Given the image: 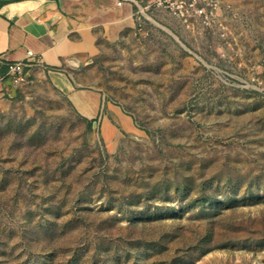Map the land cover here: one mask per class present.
Here are the masks:
<instances>
[{
	"label": "rangeland",
	"instance_id": "obj_1",
	"mask_svg": "<svg viewBox=\"0 0 264 264\" xmlns=\"http://www.w3.org/2000/svg\"><path fill=\"white\" fill-rule=\"evenodd\" d=\"M215 2L84 68L124 122L48 83L0 106V264H264V0Z\"/></svg>",
	"mask_w": 264,
	"mask_h": 264
},
{
	"label": "crops",
	"instance_id": "obj_2",
	"mask_svg": "<svg viewBox=\"0 0 264 264\" xmlns=\"http://www.w3.org/2000/svg\"><path fill=\"white\" fill-rule=\"evenodd\" d=\"M2 1L6 3L0 7V106L22 98L27 84L48 83L83 118L95 121L105 111L104 126H109L111 116L125 121L105 103L98 88L84 83V68L105 46L138 31L140 3L145 0ZM30 50L33 57H28ZM18 61L30 63L28 82L19 87L7 77V65Z\"/></svg>",
	"mask_w": 264,
	"mask_h": 264
},
{
	"label": "built area",
	"instance_id": "obj_3",
	"mask_svg": "<svg viewBox=\"0 0 264 264\" xmlns=\"http://www.w3.org/2000/svg\"><path fill=\"white\" fill-rule=\"evenodd\" d=\"M132 1L135 2L134 0ZM215 1L216 0H145L140 3L138 15L141 19L142 14H146V12L151 10H159L166 11L180 19L188 27L192 26L196 21L202 25H210L216 16L215 14H217V3ZM119 4H121V2H119ZM33 56V51H28V57ZM29 65L30 63L28 61L9 63L7 65V77L18 87L27 84L28 74L26 72V67Z\"/></svg>",
	"mask_w": 264,
	"mask_h": 264
},
{
	"label": "trees",
	"instance_id": "obj_4",
	"mask_svg": "<svg viewBox=\"0 0 264 264\" xmlns=\"http://www.w3.org/2000/svg\"><path fill=\"white\" fill-rule=\"evenodd\" d=\"M6 3V1H0V7L3 5V4H5ZM87 120V122H88V125H89V129H91L92 127H93V122H94V120H88V119H86ZM96 121V120H95ZM211 237V235H210V233H209V235L206 237V239L205 240H208L209 238ZM206 242V241H205Z\"/></svg>",
	"mask_w": 264,
	"mask_h": 264
},
{
	"label": "water",
	"instance_id": "obj_5",
	"mask_svg": "<svg viewBox=\"0 0 264 264\" xmlns=\"http://www.w3.org/2000/svg\"><path fill=\"white\" fill-rule=\"evenodd\" d=\"M14 91H16L15 89H14ZM97 125V121H94L93 122V127H95Z\"/></svg>",
	"mask_w": 264,
	"mask_h": 264
}]
</instances>
